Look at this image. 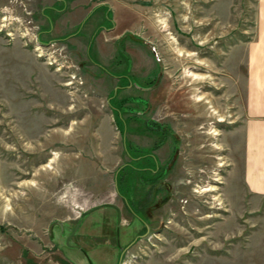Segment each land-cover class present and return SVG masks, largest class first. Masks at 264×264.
Segmentation results:
<instances>
[{
  "label": "rangeland",
  "instance_id": "rangeland-1",
  "mask_svg": "<svg viewBox=\"0 0 264 264\" xmlns=\"http://www.w3.org/2000/svg\"><path fill=\"white\" fill-rule=\"evenodd\" d=\"M255 15L256 0H0V264H88L66 238L104 203L128 243L123 194H151V229L118 259L114 211L91 210L69 243L94 264H264L263 211L229 185Z\"/></svg>",
  "mask_w": 264,
  "mask_h": 264
},
{
  "label": "crops",
  "instance_id": "crops-1",
  "mask_svg": "<svg viewBox=\"0 0 264 264\" xmlns=\"http://www.w3.org/2000/svg\"><path fill=\"white\" fill-rule=\"evenodd\" d=\"M243 118L237 144L241 157L230 181L232 195H240L248 211L264 217V0H256L254 35L247 43Z\"/></svg>",
  "mask_w": 264,
  "mask_h": 264
},
{
  "label": "flooded vegetation",
  "instance_id": "flooded-vegetation-1",
  "mask_svg": "<svg viewBox=\"0 0 264 264\" xmlns=\"http://www.w3.org/2000/svg\"><path fill=\"white\" fill-rule=\"evenodd\" d=\"M155 78H153L152 80L153 81H150L151 83L148 85L149 87L152 86L155 81H156V77H157V74L154 76ZM136 101H139V103H143V99H139L138 97L136 98ZM144 109V108H143ZM154 159V158H153ZM152 164L156 165L157 162L155 161H152L151 162ZM158 165V164H157ZM157 167V166H156ZM155 171V170H154ZM157 177V175H156ZM155 177V178H156ZM157 179V178H156ZM150 182L154 185V182L156 183L155 179H152L150 178ZM152 192V190H151ZM150 192V193H151ZM123 196V203L125 205V209L127 211H129V213H131L132 217L134 218L133 220H136V222L139 224V228L136 230L134 236L129 240L128 243L122 245L120 243V235H121V213H120V210L119 208L114 205V204H106L104 206L108 207V208H111L113 211H114V218L111 217V213L108 212V214L106 213V215L104 216L106 219H108V217L110 219H112L113 222V225H111L113 228L112 230V236H113V242L115 244V246L118 248V250L120 251L119 252V257L118 259H122L124 257V255L127 253L128 249L141 237H143L146 233H148L151 229V227L148 225V221H149V215H150V210H153L154 208H156V205H153V203H149V199L151 198V194L150 195H146V196H143L139 203L138 204H135V202L133 203L130 198H128L126 195H122ZM102 206V205H101ZM140 209L139 210H136V207ZM98 208V207H97ZM96 209V208H95ZM94 210V209H92ZM88 213L84 214L83 216H79L78 220L76 221L75 225L73 226L72 230L77 226L76 230L74 231V233L70 236L69 240L71 238H74L75 234L79 233L78 230L83 222V219H84V216H86ZM80 218H81V221H80ZM106 222V221H105ZM108 224V222H107ZM130 224V223H128ZM114 226V227H113ZM72 230L70 231V233L68 234V236L71 234ZM81 235V234H80ZM67 236V237H68ZM79 237V234L77 235ZM67 239V238H66ZM68 240V241H69ZM105 241V240H104ZM107 243H111V241L109 240H106ZM71 245H74L72 247H75L76 249H79L81 251L82 254H84L85 256V259L87 261L88 264H94L93 261H92V258L90 257V254H89V251L86 247H84L83 245H81L80 243L76 242V243H69ZM87 244L91 245V240L90 241H87ZM113 244V245H114ZM77 245V246H75ZM104 259V258H103ZM101 259V260H103ZM104 261V260H103ZM102 263V262H101ZM106 263V262H105ZM103 264V263H102Z\"/></svg>",
  "mask_w": 264,
  "mask_h": 264
},
{
  "label": "water",
  "instance_id": "water-1",
  "mask_svg": "<svg viewBox=\"0 0 264 264\" xmlns=\"http://www.w3.org/2000/svg\"><path fill=\"white\" fill-rule=\"evenodd\" d=\"M106 204H109V203H104V204H101V205H106ZM101 205L94 206L91 209L82 212L81 213V216H83L84 214L90 212L92 209H95L97 207H100ZM80 221H81V218H80ZM76 228H77V226L72 230L71 234L66 239V244L69 245V246H74V245L69 244V241L68 240H69L70 236L74 233V231L76 230ZM75 246H77V245H75Z\"/></svg>",
  "mask_w": 264,
  "mask_h": 264
},
{
  "label": "trees",
  "instance_id": "trees-1",
  "mask_svg": "<svg viewBox=\"0 0 264 264\" xmlns=\"http://www.w3.org/2000/svg\"><path fill=\"white\" fill-rule=\"evenodd\" d=\"M114 111H115V113H117V117H118V115H119V113H120V112H119V109L116 108ZM150 161H154V160H153V157H152V159H151Z\"/></svg>",
  "mask_w": 264,
  "mask_h": 264
},
{
  "label": "bare ground",
  "instance_id": "bare-ground-1",
  "mask_svg": "<svg viewBox=\"0 0 264 264\" xmlns=\"http://www.w3.org/2000/svg\"><path fill=\"white\" fill-rule=\"evenodd\" d=\"M43 146V145H42ZM53 154H54V156H56L57 155V152H53ZM57 157V156H56ZM57 159V158H56ZM53 162V161H52ZM50 163H51V160H50ZM50 163L47 165L48 167H51L50 166Z\"/></svg>",
  "mask_w": 264,
  "mask_h": 264
}]
</instances>
